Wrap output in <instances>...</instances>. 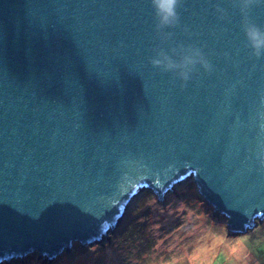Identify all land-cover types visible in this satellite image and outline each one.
Masks as SVG:
<instances>
[{
	"label": "water",
	"instance_id": "obj_1",
	"mask_svg": "<svg viewBox=\"0 0 264 264\" xmlns=\"http://www.w3.org/2000/svg\"><path fill=\"white\" fill-rule=\"evenodd\" d=\"M178 12L161 43L150 0H0V262L100 240L140 190L187 178L231 232L264 219V55L232 0ZM178 45L213 71L181 87L150 64Z\"/></svg>",
	"mask_w": 264,
	"mask_h": 264
},
{
	"label": "rangeland",
	"instance_id": "obj_2",
	"mask_svg": "<svg viewBox=\"0 0 264 264\" xmlns=\"http://www.w3.org/2000/svg\"><path fill=\"white\" fill-rule=\"evenodd\" d=\"M171 189L160 200L140 190L100 240H76L52 259L33 251L0 264H264V219L236 234L191 178Z\"/></svg>",
	"mask_w": 264,
	"mask_h": 264
},
{
	"label": "clouds",
	"instance_id": "obj_3",
	"mask_svg": "<svg viewBox=\"0 0 264 264\" xmlns=\"http://www.w3.org/2000/svg\"><path fill=\"white\" fill-rule=\"evenodd\" d=\"M238 7L241 14V28L244 33L246 47L250 49L251 57L260 59L264 55V25H258L250 19L249 12L253 6L264 4V0H232ZM154 10L155 25L154 30L159 35L161 43L171 39L173 33L164 31L166 28H175L180 24V14L182 0H150ZM217 12L223 14L224 9L217 8ZM150 64L162 72H168L175 79L181 81V87L192 78L199 65L206 73L213 71V65L206 58L199 47L178 45L165 50L157 46L155 55L150 58ZM264 103V100H262ZM264 130V124H261ZM264 163V161H261Z\"/></svg>",
	"mask_w": 264,
	"mask_h": 264
},
{
	"label": "bare ground",
	"instance_id": "obj_4",
	"mask_svg": "<svg viewBox=\"0 0 264 264\" xmlns=\"http://www.w3.org/2000/svg\"><path fill=\"white\" fill-rule=\"evenodd\" d=\"M130 201H131V200H130ZM130 201H129V202H130ZM128 204H129V203H128ZM128 204H127V205H128ZM42 255H43V254H42ZM42 255H41V256H42ZM43 256H44V255H43ZM41 258H42V257H41Z\"/></svg>",
	"mask_w": 264,
	"mask_h": 264
},
{
	"label": "trees",
	"instance_id": "obj_5",
	"mask_svg": "<svg viewBox=\"0 0 264 264\" xmlns=\"http://www.w3.org/2000/svg\"><path fill=\"white\" fill-rule=\"evenodd\" d=\"M65 251V250H64ZM39 254V252H37Z\"/></svg>",
	"mask_w": 264,
	"mask_h": 264
}]
</instances>
